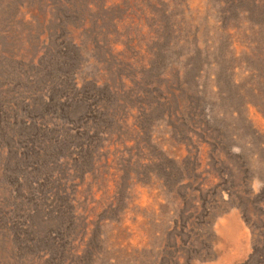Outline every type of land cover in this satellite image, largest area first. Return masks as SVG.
<instances>
[{
    "label": "rangeland",
    "instance_id": "374dc122",
    "mask_svg": "<svg viewBox=\"0 0 264 264\" xmlns=\"http://www.w3.org/2000/svg\"><path fill=\"white\" fill-rule=\"evenodd\" d=\"M0 264H264V0H0Z\"/></svg>",
    "mask_w": 264,
    "mask_h": 264
}]
</instances>
